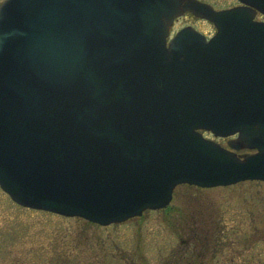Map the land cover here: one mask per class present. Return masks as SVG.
I'll return each instance as SVG.
<instances>
[{
    "label": "water",
    "instance_id": "water-1",
    "mask_svg": "<svg viewBox=\"0 0 264 264\" xmlns=\"http://www.w3.org/2000/svg\"><path fill=\"white\" fill-rule=\"evenodd\" d=\"M244 1L264 13V0ZM186 9L216 33L186 26L166 46ZM227 46L231 63L264 78V23L247 7L4 0L0 187L22 206L106 225L165 207L179 183L264 180V83L256 98L228 96ZM202 130L238 136L229 149Z\"/></svg>",
    "mask_w": 264,
    "mask_h": 264
},
{
    "label": "rangeland",
    "instance_id": "rangeland-1",
    "mask_svg": "<svg viewBox=\"0 0 264 264\" xmlns=\"http://www.w3.org/2000/svg\"><path fill=\"white\" fill-rule=\"evenodd\" d=\"M185 25L214 31L184 10L171 34ZM0 264H264V180L179 184L167 206L106 225L20 206L0 188Z\"/></svg>",
    "mask_w": 264,
    "mask_h": 264
},
{
    "label": "flooded vegetation",
    "instance_id": "flooded-vegetation-1",
    "mask_svg": "<svg viewBox=\"0 0 264 264\" xmlns=\"http://www.w3.org/2000/svg\"><path fill=\"white\" fill-rule=\"evenodd\" d=\"M212 5V4H211ZM213 8L215 9H228V8H232V7H236V6H247L250 9L254 10V19L257 21H262L264 22V15L259 12L258 10H256L254 8V6H251L249 4H246L244 2H241L240 0H230L229 4H227L226 6H221V7H215V5H212ZM177 19V18H176ZM175 19V20H176ZM214 32V31H213ZM212 33L207 34V37L211 36ZM168 41V39H167ZM227 56H230L229 50L227 52ZM259 59H261L262 55L258 54L257 55ZM258 66H262L263 63L258 62L257 64ZM244 67L246 66L245 64L243 65ZM241 66L240 64H237L236 62L234 64H230L229 62L226 65V70H225V87L228 90H233L234 94H236L237 90L244 87V88H248L250 90L253 91V89H256V87L258 86V83H262L261 79H257V77H253L250 73V78L246 77V75H248L249 73H247L246 69H244L243 74H239L238 72H240ZM238 70V72H237ZM235 135L231 136V137H235ZM228 139V138H227ZM246 150V149H245Z\"/></svg>",
    "mask_w": 264,
    "mask_h": 264
}]
</instances>
